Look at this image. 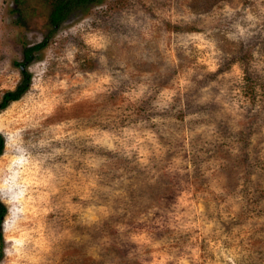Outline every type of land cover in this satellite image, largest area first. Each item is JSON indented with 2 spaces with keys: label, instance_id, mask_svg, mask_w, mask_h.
I'll return each instance as SVG.
<instances>
[{
  "label": "rangeland",
  "instance_id": "obj_1",
  "mask_svg": "<svg viewBox=\"0 0 264 264\" xmlns=\"http://www.w3.org/2000/svg\"><path fill=\"white\" fill-rule=\"evenodd\" d=\"M52 4L0 0V264H264V0Z\"/></svg>",
  "mask_w": 264,
  "mask_h": 264
},
{
  "label": "trees",
  "instance_id": "obj_2",
  "mask_svg": "<svg viewBox=\"0 0 264 264\" xmlns=\"http://www.w3.org/2000/svg\"><path fill=\"white\" fill-rule=\"evenodd\" d=\"M52 13H51V23L53 26H59L65 20H67L68 15L74 9H86L89 6L98 4L102 2V0H52ZM47 41H43L42 43L30 47L27 49L25 53V62L23 66H26V63H30L33 59L32 54L35 51H39L45 48ZM26 73L23 72V76ZM25 87L23 84L14 92H9L4 96L2 104H0V109L5 108L10 101L18 100L25 91ZM4 149V140L0 137V155L2 154ZM7 207L0 201V262L3 257L4 247H5V239L3 234V224L5 217L7 215Z\"/></svg>",
  "mask_w": 264,
  "mask_h": 264
},
{
  "label": "water",
  "instance_id": "obj_3",
  "mask_svg": "<svg viewBox=\"0 0 264 264\" xmlns=\"http://www.w3.org/2000/svg\"><path fill=\"white\" fill-rule=\"evenodd\" d=\"M22 67V69H23V66H21Z\"/></svg>",
  "mask_w": 264,
  "mask_h": 264
},
{
  "label": "bare ground",
  "instance_id": "obj_4",
  "mask_svg": "<svg viewBox=\"0 0 264 264\" xmlns=\"http://www.w3.org/2000/svg\"><path fill=\"white\" fill-rule=\"evenodd\" d=\"M16 102V101H15Z\"/></svg>",
  "mask_w": 264,
  "mask_h": 264
}]
</instances>
